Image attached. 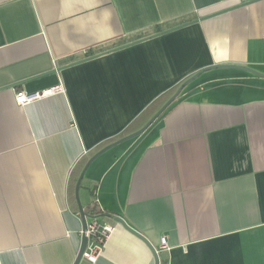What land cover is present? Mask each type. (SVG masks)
<instances>
[{
  "label": "crops",
  "instance_id": "obj_1",
  "mask_svg": "<svg viewBox=\"0 0 264 264\" xmlns=\"http://www.w3.org/2000/svg\"><path fill=\"white\" fill-rule=\"evenodd\" d=\"M121 40L132 44L113 50ZM216 65L264 75V0H0V264H73L71 169ZM59 83L63 94L14 102ZM82 186V208L95 200L114 227L95 264H154L115 217L159 264H264V78L202 72L94 159Z\"/></svg>",
  "mask_w": 264,
  "mask_h": 264
},
{
  "label": "water",
  "instance_id": "obj_2",
  "mask_svg": "<svg viewBox=\"0 0 264 264\" xmlns=\"http://www.w3.org/2000/svg\"><path fill=\"white\" fill-rule=\"evenodd\" d=\"M198 21H201V20H195V21H191L189 23H185V24H182V25H179V26H176L174 28H171V29H168V30H165L163 32H159L157 34H154L151 37H156V36H160V35H163V34H166L168 32H171V31H174V30H177L178 29H181L183 27H186L188 25L191 26V24H194ZM147 38H142L140 40H137V41H134L132 43H137V42H141L143 40H145ZM132 43H128V44H124V45H121L119 47H116L114 48L113 50H119V49H122V48H125L129 45H131ZM91 58V57H90ZM88 58H84L83 60H80V61H77V62H74L72 63L71 65H75L77 63H80L82 61H85L87 60ZM220 68H229V69H238V70H243V71H246V72H249L255 76H258V77H263L264 78V75L263 74H260L252 69H249V68H246V67H241V66H233V65H216V66H212L210 68H206V69H203V70H199L198 72H196L195 74H193L192 76H190L189 78H187L186 80H184L181 84H179L178 88L175 90V92L168 98V100L154 113V115L142 126L140 127L139 130L127 135V136H124L122 138H119V140H116L115 142H112L108 145H106L105 147H103L101 150L97 151L93 156H91V158L88 160V162L85 163V165L83 166L81 172L79 173L78 175V178L75 183V187H74V197H75V202H76V205L78 208V213H79V217H80V221H81V232H82V237H81V242H80V247L78 248L79 251L77 253V257L75 259V262L73 264H79L80 262V259H81V256H82V253L84 251V248H85V245H86V236H85V231L87 229V222H86V215H85V212L83 211V208H82V205L80 203V198H79V187H80V184H81V181L83 179V176L85 174V171L86 169L88 168V166L90 165V163L96 159L98 156H100L103 152L109 150L110 148L122 143V142H125L127 141V139H132L138 135H141L152 123H154V121L159 118L166 110L167 108L175 101V99L178 97V95H180V92L183 90V88L188 85L189 83L193 82V80H195L202 72L208 70V69H220ZM60 69L57 70V72L59 71ZM114 221L118 224H120L123 228H125L126 230H128L130 233H133L134 235H136L137 237H139L141 240H143L144 244H146L148 246V248L150 249V251L152 252V255H153V258H154V264H159V259H158V256H157V253H156V250L154 249V247L141 235L139 234L137 231L131 229L120 217H115L114 218Z\"/></svg>",
  "mask_w": 264,
  "mask_h": 264
},
{
  "label": "built area",
  "instance_id": "obj_3",
  "mask_svg": "<svg viewBox=\"0 0 264 264\" xmlns=\"http://www.w3.org/2000/svg\"><path fill=\"white\" fill-rule=\"evenodd\" d=\"M240 2H247L249 0H239ZM64 88L62 84L59 83L54 88L42 91L35 92L31 94H26L25 92H18L14 96V102L19 106H24L29 103L45 99L51 95L55 94H63ZM91 222L87 224V229L85 231V236L87 239V246L82 253L81 259L85 260L88 263L95 264L97 259L101 256L103 247L110 237V235L114 231V227L109 224H99L96 219L90 220ZM159 248L160 250H167L168 246L166 243V238L161 237L159 240Z\"/></svg>",
  "mask_w": 264,
  "mask_h": 264
},
{
  "label": "trees",
  "instance_id": "obj_4",
  "mask_svg": "<svg viewBox=\"0 0 264 264\" xmlns=\"http://www.w3.org/2000/svg\"><path fill=\"white\" fill-rule=\"evenodd\" d=\"M156 31H158V29H156ZM137 38H139V37H137ZM137 38H135V39H137ZM124 43H126V40H124V41L121 40V41L117 42V44L115 46L122 45ZM178 86H179V84L177 86L171 88L169 91H167L166 93H164L160 97H158L155 101H153L148 106V108L146 110H143L144 112L142 114H140L131 124H129V126L115 139L127 136V135L135 132L136 130L140 129V127H142L147 122V120L153 115V113H155L164 104V102L174 93V91L177 89ZM112 141H114V140H112ZM105 144H103L102 146H104ZM84 164H85V161L83 160V161L79 162L78 165L74 166L71 169L68 187H67L68 202L74 207L75 212L78 211V208H76L77 205H76L75 197H74V187H75V183H76L75 180H77L78 175L81 172ZM82 187L83 186H82V181H81L79 189H81ZM83 211L85 212L86 219H88L89 221L93 220V219L98 220L99 216H101V211L99 210L95 200L89 202L88 205H85L83 207ZM102 216H107L108 218L112 217L109 214L102 215Z\"/></svg>",
  "mask_w": 264,
  "mask_h": 264
}]
</instances>
